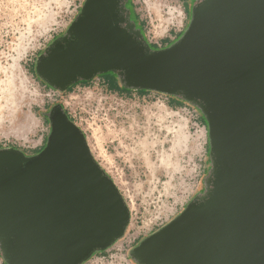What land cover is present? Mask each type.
I'll return each mask as SVG.
<instances>
[{
	"label": "water",
	"instance_id": "95a60500",
	"mask_svg": "<svg viewBox=\"0 0 264 264\" xmlns=\"http://www.w3.org/2000/svg\"><path fill=\"white\" fill-rule=\"evenodd\" d=\"M85 0L36 61L65 93L108 73L123 88L180 99L206 121L204 191L129 252L136 264H264V0H196L182 36L154 50L126 7ZM34 155L0 148L5 264H85L122 240L131 210L61 104Z\"/></svg>",
	"mask_w": 264,
	"mask_h": 264
},
{
	"label": "rangeland",
	"instance_id": "374dc122",
	"mask_svg": "<svg viewBox=\"0 0 264 264\" xmlns=\"http://www.w3.org/2000/svg\"><path fill=\"white\" fill-rule=\"evenodd\" d=\"M84 1L0 0V148L36 154L51 130L46 113L61 104L131 210L126 236L85 264H136L130 250L204 191L207 124L186 103L154 92H113L101 76L69 93L42 82L34 71L37 57L69 28ZM132 3L145 38L161 49L187 29L196 0Z\"/></svg>",
	"mask_w": 264,
	"mask_h": 264
},
{
	"label": "trees",
	"instance_id": "16d2710c",
	"mask_svg": "<svg viewBox=\"0 0 264 264\" xmlns=\"http://www.w3.org/2000/svg\"><path fill=\"white\" fill-rule=\"evenodd\" d=\"M127 7L131 10H133V3H132V0H129L128 3H127ZM133 20L138 24L139 23V19L138 17L134 14L133 12ZM141 26V24H138ZM182 34H179L176 38L179 39V37L181 36ZM175 40V41H176ZM166 41V44L164 47L168 46L169 44L173 43L174 41H168V40H165ZM151 47L156 50V49H159V47L155 44H151ZM100 77V76H99ZM101 77H104V79L107 81V86L108 88L113 91V92H121V93H132V92H136V93H139V94H147V93H150L149 91H133V90H128V89H125L121 86L120 84V81L118 79V77L115 75V74H112V73H108V74H105V75H101ZM89 82H85V81H81L75 85H73L72 87H70L67 92H71V90L76 87L77 85L79 84H88ZM172 99V102L174 104H181V103H184L183 101H181L180 99H177V98H174V97H170ZM171 106V105H170ZM71 119V118H70ZM72 120V119H71ZM73 121V120H72ZM205 121V119H204ZM206 122V121H205ZM45 147V146H44ZM41 148L37 153L41 152L43 149ZM36 153V154H37Z\"/></svg>",
	"mask_w": 264,
	"mask_h": 264
},
{
	"label": "flooded vegetation",
	"instance_id": "af4514ba",
	"mask_svg": "<svg viewBox=\"0 0 264 264\" xmlns=\"http://www.w3.org/2000/svg\"><path fill=\"white\" fill-rule=\"evenodd\" d=\"M127 3H128V2H127ZM126 7H127V4H126ZM127 8H128V7H127ZM128 9H129V8H128ZM129 10H130V12H131V18H132V17H133V15H132V14H133V10H131V9H129ZM132 20H133V18H132ZM133 21H134V20H133ZM134 22H135V21H134ZM135 23H136V22H135ZM136 24H137V23H136ZM137 26L140 27L138 24H137ZM140 28H141V27H140ZM141 30H142V29H141ZM142 32H143V31H142ZM65 33H66V31H65L64 33H62L61 35H58L57 37H55V38L52 40V42H53L55 39H57V38H59V37L65 35ZM52 42H51V43H52ZM51 43H50V44H51ZM50 44H49V45H50ZM49 45H48V46H49ZM46 47H47V46H46ZM44 50H45V49H44ZM43 52H44V51H43ZM43 52H42V53H43ZM42 53H41V54H42ZM41 54H40V55H41ZM38 57H39V56H38ZM38 57H37V58H38ZM36 61H37V60H36ZM35 67H36V64H35ZM35 67H34V71H35ZM35 74H36V71H35ZM36 75H37V74H36ZM37 77H38V76H37Z\"/></svg>",
	"mask_w": 264,
	"mask_h": 264
},
{
	"label": "crops",
	"instance_id": "0c3cea01",
	"mask_svg": "<svg viewBox=\"0 0 264 264\" xmlns=\"http://www.w3.org/2000/svg\"><path fill=\"white\" fill-rule=\"evenodd\" d=\"M204 127H205V133L207 134V133H208V132H207V126L205 125ZM201 135H203L202 130H201Z\"/></svg>",
	"mask_w": 264,
	"mask_h": 264
},
{
	"label": "built area",
	"instance_id": "2783aa9c",
	"mask_svg": "<svg viewBox=\"0 0 264 264\" xmlns=\"http://www.w3.org/2000/svg\"><path fill=\"white\" fill-rule=\"evenodd\" d=\"M176 38H177V36H175V38H172V39H171V41H175V40H176Z\"/></svg>",
	"mask_w": 264,
	"mask_h": 264
}]
</instances>
